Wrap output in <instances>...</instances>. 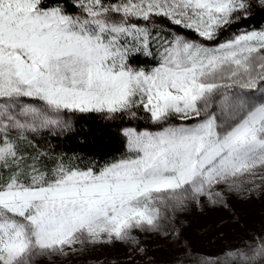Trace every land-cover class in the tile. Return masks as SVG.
Instances as JSON below:
<instances>
[{
	"label": "snow or ice",
	"instance_id": "obj_1",
	"mask_svg": "<svg viewBox=\"0 0 264 264\" xmlns=\"http://www.w3.org/2000/svg\"><path fill=\"white\" fill-rule=\"evenodd\" d=\"M256 11L264 0H0V264L117 245L123 264H155L152 240L164 264H264V230L200 252L185 223L216 216L225 240L244 227L236 205L264 197V25L242 24ZM89 115L124 153L81 167L34 144Z\"/></svg>",
	"mask_w": 264,
	"mask_h": 264
},
{
	"label": "rangeland",
	"instance_id": "obj_2",
	"mask_svg": "<svg viewBox=\"0 0 264 264\" xmlns=\"http://www.w3.org/2000/svg\"><path fill=\"white\" fill-rule=\"evenodd\" d=\"M225 38H227V34H225ZM33 135L35 136L34 143L37 148L45 150L48 137L56 134L42 131ZM236 211L240 216V223L244 227L231 230L225 240H219L211 227L213 220H218V217L213 216L210 219L208 216L197 212L190 214L185 223L186 237L191 248L194 251L213 252L224 244L238 243L247 231L264 230V197L248 203H238ZM146 246L149 248V256L155 260V264H164L165 261L171 259V250H165L167 245L163 241L152 240ZM112 260H116L118 264H123V261L126 260L125 249L122 246L98 247L84 255L72 257L64 264H97L98 261L109 264V261Z\"/></svg>",
	"mask_w": 264,
	"mask_h": 264
},
{
	"label": "trees",
	"instance_id": "obj_3",
	"mask_svg": "<svg viewBox=\"0 0 264 264\" xmlns=\"http://www.w3.org/2000/svg\"><path fill=\"white\" fill-rule=\"evenodd\" d=\"M242 24L259 28L264 25V12L256 11ZM45 151L78 157L77 162L84 167L94 160L103 162L119 157L125 151V140L115 126H110L99 116H81L72 121L71 130L49 136Z\"/></svg>",
	"mask_w": 264,
	"mask_h": 264
}]
</instances>
